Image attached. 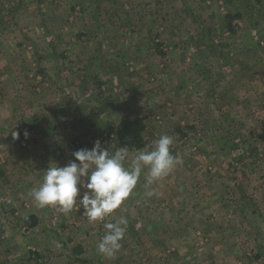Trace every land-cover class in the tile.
I'll list each match as a JSON object with an SVG mask.
<instances>
[{
  "label": "rangeland",
  "instance_id": "obj_1",
  "mask_svg": "<svg viewBox=\"0 0 264 264\" xmlns=\"http://www.w3.org/2000/svg\"><path fill=\"white\" fill-rule=\"evenodd\" d=\"M162 134L182 163L106 218L113 256L82 208L35 206L50 163ZM0 264H264V0H0Z\"/></svg>",
  "mask_w": 264,
  "mask_h": 264
},
{
  "label": "clouds",
  "instance_id": "obj_2",
  "mask_svg": "<svg viewBox=\"0 0 264 264\" xmlns=\"http://www.w3.org/2000/svg\"><path fill=\"white\" fill-rule=\"evenodd\" d=\"M25 133V137H27ZM18 138V134L13 135ZM171 135L162 134L151 147L135 151L129 160V148L118 147L110 154L97 140L92 149H80L72 153L74 160L65 166L49 164L42 182L30 192L39 208L54 207L63 213L82 208L89 223L103 222L104 235L97 244L98 253L111 257L121 247L128 220L119 217L107 222L115 210L129 197L142 173L145 185H151L167 177L182 163L173 155ZM83 190V191H81ZM148 196L152 192L147 193Z\"/></svg>",
  "mask_w": 264,
  "mask_h": 264
},
{
  "label": "trees",
  "instance_id": "obj_3",
  "mask_svg": "<svg viewBox=\"0 0 264 264\" xmlns=\"http://www.w3.org/2000/svg\"><path fill=\"white\" fill-rule=\"evenodd\" d=\"M36 122H37V119H34L29 124H22L21 125L22 134L25 133L26 130H28L30 127H32ZM133 122H134V120L126 118L125 120H123L119 123L118 127H116L114 129V133L119 138V142H128L130 140V136L132 134L131 125ZM136 145L139 146L140 144L137 143Z\"/></svg>",
  "mask_w": 264,
  "mask_h": 264
}]
</instances>
